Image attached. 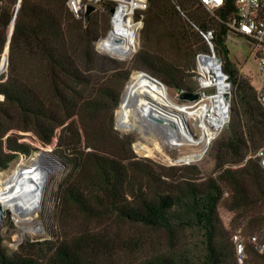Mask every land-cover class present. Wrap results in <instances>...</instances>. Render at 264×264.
I'll list each match as a JSON object with an SVG mask.
<instances>
[{
    "label": "trees",
    "instance_id": "1",
    "mask_svg": "<svg viewBox=\"0 0 264 264\" xmlns=\"http://www.w3.org/2000/svg\"><path fill=\"white\" fill-rule=\"evenodd\" d=\"M221 1L209 14L196 0H148L129 69L93 49L109 27L113 3L103 4L102 24L93 13L84 26L66 0H20L8 54L5 31L13 15L0 8V70L7 66L0 74V171L50 149L64 166L54 193L56 221L75 219L81 228L71 238L26 240L16 248L8 246L9 235H0V264H117L118 248L139 253L145 245L148 253L134 264H235L218 206L236 222L242 219L245 235L264 227V171L243 162L264 145V115L249 80L227 58L226 24L235 11L232 0ZM194 27L212 31L213 51L230 84L228 126L211 145L213 174L205 178L195 166L155 169L135 159L131 139L118 136L113 118L118 107L117 123L124 121L120 93L132 70L180 93L194 92V56L207 51ZM94 70L109 71L111 80L86 94ZM134 78L155 83L165 95V87L142 73ZM3 187L0 181V194ZM256 208L261 211L244 219ZM107 223L141 231L121 240ZM247 264H264V256L249 251Z\"/></svg>",
    "mask_w": 264,
    "mask_h": 264
},
{
    "label": "rangeland",
    "instance_id": "2",
    "mask_svg": "<svg viewBox=\"0 0 264 264\" xmlns=\"http://www.w3.org/2000/svg\"><path fill=\"white\" fill-rule=\"evenodd\" d=\"M7 1L9 0H2L0 2V8H4V9L8 8V11L13 15L12 20L5 31L6 34L5 45H7L10 39L13 29L15 14L20 3V0H16L12 6L8 7ZM95 15L98 23L102 24L104 17V9H102V11L96 12ZM142 25H143V21H142ZM109 30H110V18H109V27L107 31L104 34H102V36H100L99 38L105 37ZM139 35H140V31L137 36L136 45H129L131 46V53L127 58L124 59L118 58L108 54L105 49L107 45L97 46L93 44L94 52L97 55L106 56L113 60H116L117 62L123 64L124 69H129L131 59L140 46ZM151 46L153 47V45ZM225 46L227 49L228 60L237 67L240 75L248 79L251 86L256 89L259 86L258 72L256 65L252 59V54L250 52L249 46L243 41V39L232 35H228L226 37ZM6 68L3 71V73L6 72ZM134 72L146 73L143 70H132L129 74V78L130 75L133 74ZM109 75H110L109 71L99 72L94 70L90 72L88 77L90 84L86 90V94L87 93L93 94L95 92L96 87L99 84L101 85L104 83H109L111 80ZM128 81L129 79L123 85L120 93V101H121L120 108L123 114L124 121L120 123L118 127L117 117H116V111L118 107L113 113V118H114V129L117 132L118 136L119 137L127 136L131 139L130 149H131V153L135 156V159H145L146 161H148L149 164H152L155 169L157 167H164V168L174 167L181 172H185L187 171L186 170L187 167L195 166L198 169L199 177L201 178H205L208 175L213 174V161L209 152L211 145L214 143V141L218 139L220 136L225 135V130H224L225 126L220 128L221 125L225 122V119L220 126L212 127L214 132H217L219 129L220 130L216 135V137L212 141H210L208 145L206 144L196 145V144H191L189 142L173 147H171V145H163L162 142L164 141L163 140L164 135L159 129L160 128L159 124L157 126H154L150 130L151 134H147V133L142 134L140 132L133 130L134 118L125 112L122 104L125 94V87L128 84ZM189 81L194 90L193 93H196L197 83L193 77V74L189 78ZM129 83L131 84L137 83L147 89H150V87L152 86L157 88L156 84L153 82L137 80L135 78L132 80L130 79ZM164 94H165L164 97L167 99L169 104L175 107H185L191 112L190 115L191 119H186L185 121L186 126L189 128L190 134L193 136L194 139H200L203 132L201 129V123H202L201 113L203 110H201L200 107L197 105L194 106L198 100L193 103L180 101L178 100L179 92L167 87H165ZM203 103L208 105L209 110L212 108V102L208 104L205 98L203 99ZM229 107H230V100H229ZM24 135H26L31 141H33L36 146L39 145V143H37L36 138L31 133H26ZM43 152L53 156L52 155L53 153L50 149L39 148L38 151L31 154L29 157L20 158L17 161L11 163L6 170L0 171V181L3 182V186L5 185L7 180V174H6L7 171L12 170L19 163L28 164L30 158L33 155L40 154ZM63 173H64V168L62 169L60 168L57 169L55 172H52L48 176V183L43 194L41 205L37 210V215L34 218V221L32 222V224L38 223L39 226L31 227L32 225H30L29 223H19L17 220H15L16 219L15 215H10L9 213H7L6 216L3 217L0 223V235L2 236L9 235V242L7 243L9 247L16 248L19 244L23 243L26 240L32 241V240H40V239H50L51 237L54 238L56 235L57 238H71L80 231L81 229L80 225L78 221H76L75 219L70 221V223L67 225L64 224L62 225L61 223L56 221L57 220L56 199L54 193L56 189V184L59 182ZM260 211H261L260 208L249 210L243 214L244 215L243 217L244 219H247L248 217ZM218 215L223 227L228 232L230 233L240 232L243 235H245L243 233L244 223L242 219H239V222H236L234 214L228 211L222 203L218 206ZM105 225L106 227L112 229L113 231L116 230V233L121 240H127L128 238L136 237L137 234L141 231L140 229L129 224L122 225L120 227H116L111 223H107ZM96 226L99 227L98 224H96ZM90 228L92 229V226ZM149 249L150 247L148 245H145L143 250L140 251L139 253H130L127 248L124 249L120 247L116 251V256L114 260L116 261L117 264H134L135 262H137L140 256L142 257L145 253H148Z\"/></svg>",
    "mask_w": 264,
    "mask_h": 264
},
{
    "label": "built area",
    "instance_id": "3",
    "mask_svg": "<svg viewBox=\"0 0 264 264\" xmlns=\"http://www.w3.org/2000/svg\"><path fill=\"white\" fill-rule=\"evenodd\" d=\"M196 1L209 13L217 9L222 3L221 0ZM106 2L114 4L113 13L110 16V30L105 37L98 38L94 45H136L148 0H66L65 7L75 20L82 22L87 5L93 6L95 8L93 13H96L102 11L103 4ZM232 4L235 16L226 24L229 30L228 35L243 39L250 48L252 59L257 68L259 82L256 89L251 87L264 115V0H232ZM128 26L134 27L130 34L133 41L131 43H129V40H124L119 35L120 32L115 31L116 29L124 33L125 31L122 28ZM194 28L207 49L206 52H198L194 56L192 74L197 83L196 93L199 96L197 102L205 98L210 104L209 99L217 94L216 83L219 76L224 86L222 98L226 106L225 122L220 127L222 128L229 120L230 84L227 81V75L222 72L221 60H217L219 57L213 51L212 31ZM225 94L228 95V100L224 99ZM248 160L255 162L264 171V145L255 151H248L243 162ZM230 241L235 264H247L249 251L264 256V227L254 234L231 233Z\"/></svg>",
    "mask_w": 264,
    "mask_h": 264
},
{
    "label": "bare ground",
    "instance_id": "4",
    "mask_svg": "<svg viewBox=\"0 0 264 264\" xmlns=\"http://www.w3.org/2000/svg\"><path fill=\"white\" fill-rule=\"evenodd\" d=\"M122 29L124 33L116 29L115 31L120 32L119 35L124 40L133 42L130 34L134 27L128 26ZM105 49L108 54L123 59L131 53L129 45H107ZM130 79L125 87L122 104L125 112L134 118L133 130L142 134H151L150 130L158 125L155 120H152L151 115L162 118L164 124L160 125L159 129L164 135L163 145L173 147L188 142L208 145L218 132H214L212 127H218L224 122L226 109L222 98L224 86L219 76L216 83L217 94L209 99V102H212V108L209 110L203 100L194 105L203 110L201 113L203 132L200 139H194L186 126V119H191V112L187 108L169 104L162 92L154 86L147 89L140 84L129 83ZM48 159L46 155L35 154L28 164L19 163L6 173L7 180L0 194V204L7 213L15 215V220L19 223H29L31 227L39 226L38 223L32 224V222L37 215L48 183V169L45 164L50 162Z\"/></svg>",
    "mask_w": 264,
    "mask_h": 264
},
{
    "label": "water",
    "instance_id": "5",
    "mask_svg": "<svg viewBox=\"0 0 264 264\" xmlns=\"http://www.w3.org/2000/svg\"><path fill=\"white\" fill-rule=\"evenodd\" d=\"M95 11V8L93 6H90V5H87L86 8H85V12H84V16H83V25L85 26L89 20V17L90 15ZM110 13L112 14L113 13V10L110 11ZM8 44H9V41L6 45V48H7V54H8ZM217 60H220L219 58H217ZM6 68V67H5ZM3 71L0 70V74H2ZM143 75H145L146 77H148L149 79L153 80V81H156L158 84L162 85L163 87H165L161 82H159L158 80H156L155 78L151 77L150 75L144 73V72H141ZM199 96L197 93H180L178 95V100L180 101H186V102H190V103H193V102H196L198 100ZM224 99L225 100H228V95H224ZM151 118L152 120H155L156 123H158L159 125H162L164 124V121L162 118H159V117H153L151 115ZM227 124L225 125V128H227ZM40 155H46L48 156V160L50 161L49 163H45L47 165V176H49L52 172H55L57 169H62L64 168L63 164L59 161V159L57 158L56 155L52 154L53 156L43 152V153H40ZM7 214V211L2 208L1 204H0V223L3 219L4 216H6Z\"/></svg>",
    "mask_w": 264,
    "mask_h": 264
}]
</instances>
